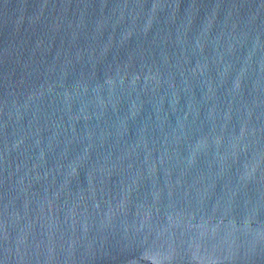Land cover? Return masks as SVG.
<instances>
[{"label": "water", "instance_id": "95a60500", "mask_svg": "<svg viewBox=\"0 0 264 264\" xmlns=\"http://www.w3.org/2000/svg\"><path fill=\"white\" fill-rule=\"evenodd\" d=\"M0 264H264V0H0Z\"/></svg>", "mask_w": 264, "mask_h": 264}]
</instances>
